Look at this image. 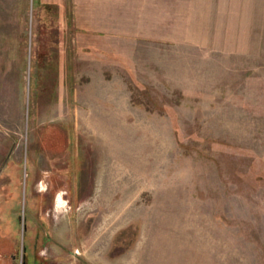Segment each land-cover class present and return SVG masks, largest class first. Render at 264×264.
<instances>
[{"label":"rangeland","instance_id":"obj_1","mask_svg":"<svg viewBox=\"0 0 264 264\" xmlns=\"http://www.w3.org/2000/svg\"><path fill=\"white\" fill-rule=\"evenodd\" d=\"M0 264H264V0H0Z\"/></svg>","mask_w":264,"mask_h":264}]
</instances>
